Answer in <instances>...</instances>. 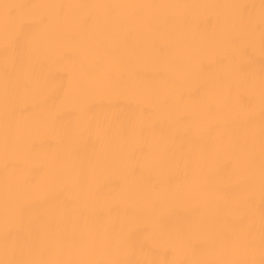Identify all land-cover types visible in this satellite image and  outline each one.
Here are the masks:
<instances>
[{
  "label": "bare ground",
  "instance_id": "bare-ground-1",
  "mask_svg": "<svg viewBox=\"0 0 264 264\" xmlns=\"http://www.w3.org/2000/svg\"><path fill=\"white\" fill-rule=\"evenodd\" d=\"M0 264H264V0H0Z\"/></svg>",
  "mask_w": 264,
  "mask_h": 264
}]
</instances>
